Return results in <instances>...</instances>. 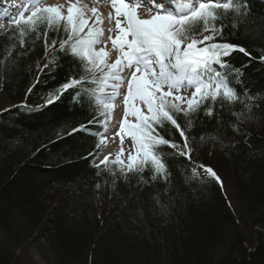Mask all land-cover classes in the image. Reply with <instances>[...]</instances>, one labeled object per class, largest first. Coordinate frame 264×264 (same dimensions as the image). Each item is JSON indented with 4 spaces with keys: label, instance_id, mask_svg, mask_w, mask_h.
<instances>
[{
    "label": "trees",
    "instance_id": "trees-1",
    "mask_svg": "<svg viewBox=\"0 0 264 264\" xmlns=\"http://www.w3.org/2000/svg\"><path fill=\"white\" fill-rule=\"evenodd\" d=\"M248 3L250 15L221 9L216 20L225 25L216 41L250 54L230 58L241 69L239 77L228 73L240 98L223 107L222 97L205 101L213 116H204L202 106L192 121L195 164L161 146L167 180H153L150 165L128 172L92 163L104 108L90 94L96 70L70 47L61 49L66 22L53 16L49 23L46 14L0 30V97L14 106L10 116L0 112V264H26L31 237L41 241L36 248L45 264H264V0ZM45 33L50 45L56 40L47 50ZM52 49L58 51L49 58ZM45 58L48 68L40 69ZM73 78L88 83L61 94ZM50 96L59 99L44 107ZM188 122L180 113L186 130ZM81 125L88 130L68 135ZM160 131L182 143L174 126ZM209 143L220 149L212 163L200 150ZM205 168L229 173L239 212L230 210L220 182Z\"/></svg>",
    "mask_w": 264,
    "mask_h": 264
},
{
    "label": "snow or ice",
    "instance_id": "snow-or-ice-1",
    "mask_svg": "<svg viewBox=\"0 0 264 264\" xmlns=\"http://www.w3.org/2000/svg\"><path fill=\"white\" fill-rule=\"evenodd\" d=\"M41 5L42 0H25L23 5H13L18 10L17 15L10 17L8 24L27 26L44 19L46 14H52L47 16L49 23L53 16L66 21L67 38L60 40L61 49L67 51L70 47L73 54L93 66L97 79L107 81L111 78L114 83L106 86L122 95L124 120L117 135L121 136V143L125 135L130 137L136 153L133 155L130 152L128 155V172H143L150 165L153 180L160 175L167 180L171 173L161 146L175 149L176 156L190 158V152L194 149L191 143L192 121L198 118L202 106L204 116H213V108L204 106L205 101L216 103L217 98L222 97L220 106L223 107V101L240 98V93L230 83L228 73L239 77L241 69L234 68L230 58L234 52L250 54L239 45L217 42V36L223 40L225 25L218 26L216 20L221 9H232L241 16L250 15L248 0H186L181 3L176 0H111L117 34L114 38L110 35L108 39L119 52L112 62H109L111 57L105 59L107 53L104 48L94 49L97 43H101L98 39L101 33H94L91 27L85 33L89 21L79 11L74 15V8L70 6L65 17L56 8ZM140 7L147 9L150 18L138 16L137 9ZM28 11L30 15L25 17ZM203 32L210 34L203 35L202 40L197 39ZM55 44V39L49 44L45 33V49ZM57 51L54 49L49 53V58ZM261 59L264 60V57ZM87 83V80L73 78L63 83L58 91L63 94L73 86L84 87ZM125 86L126 92L123 91ZM188 87L194 88L191 98L178 94L182 88ZM103 90L102 87L101 92ZM244 91L248 93L249 90L245 88ZM58 99V96L48 97L44 107ZM115 100L116 95H109L104 100V107L110 109V101ZM182 102H186V108ZM180 113L189 121L187 130L178 123ZM129 116L134 118V122L129 121ZM167 124L179 132L182 143L166 139L161 134L160 129H166ZM87 130L86 125H81L73 128L68 135ZM134 160L135 165L132 163ZM205 172L220 182L211 168H205Z\"/></svg>",
    "mask_w": 264,
    "mask_h": 264
},
{
    "label": "rangeland",
    "instance_id": "rangeland-1",
    "mask_svg": "<svg viewBox=\"0 0 264 264\" xmlns=\"http://www.w3.org/2000/svg\"><path fill=\"white\" fill-rule=\"evenodd\" d=\"M98 2L99 3H102V4L104 3L103 1H98ZM41 6L42 7H53V8H56L57 11L62 16H65L66 17L67 16V8L70 7V6L74 8V7L77 6V3L74 0H70V2H68L66 5H64L63 3H59V0H42V5ZM104 6H105V3H104ZM106 6L108 7L107 4H106ZM106 9L108 10V8H106ZM77 11H79V13L81 15H83L85 19H87L89 21V24L85 27V32L88 30V27H91L92 30H93V32H94L96 30V29H94L95 26H93V25H95V23H94L95 20L89 19V17L86 16V14L83 12V10L81 9V7H79L77 10L74 9V15L77 13ZM108 12L112 14V11L111 12L108 11ZM27 14H28V12H25V15H27ZM101 14L102 15H105L106 13L103 12ZM137 14L141 18H150V16L148 15L149 13L147 11H145V12L137 11ZM114 16H115V12H114ZM106 17H107V15H106ZM90 21H92V22H90ZM109 25H110V23H109ZM202 39H203V37L200 38L199 40H202ZM104 46L107 47L104 44L97 43L96 46H95V48H96V50H99V48H104ZM117 55H119V52L116 49V56ZM109 56H110V54H109ZM109 56H106L105 58L108 59ZM114 59L111 58V62L114 61ZM112 83H114V81L111 80L109 82V85H111ZM123 89H125V88H123ZM193 91H194V88H190V87H188V88H182L178 94L181 95V96H184L186 98H191V94H192ZM105 92L107 93L108 96L115 94L114 90L111 87H107L106 90H105ZM110 102H114V101H110ZM182 103H183V106L184 107L187 106L186 102H182ZM12 105H13L12 103L4 102V100L3 99L1 100V97H0V110L5 109V108H9ZM7 111H8V109H7ZM7 115L10 116V113H8ZM123 115H124V111H123ZM128 119H129L130 122H134V118L133 117L129 116ZM114 125H115V119H113L112 121L108 120L107 122H105V124H104L105 129H104L103 134H105L107 132L106 128H108L109 126L112 127ZM111 129L112 128H110L109 130H111ZM127 138H128V140L126 142H124L123 145H125L126 150L128 151V153L131 152L133 155H136L135 149L132 146V141H131L130 137L127 136ZM212 145H213L212 143H209V144H205L203 146H200V150L204 154L202 157H204V161H206V163H207V161H210L212 163L214 161V159L217 158V156H218L217 154L220 155V149H214V148L211 147ZM215 151H216V154L214 153ZM214 154H215V156H214ZM96 159L98 161L101 160L102 159V155H100ZM200 159H201V156H200ZM123 166H125V165H123ZM227 173H228L227 171L225 173L221 169L219 171V173H216V176L219 178V181H220V184L222 186V189H223L224 195L226 197V200H227L228 204H230V207H231L230 210H232L234 212H239L238 207H237L236 199H235L234 195L232 194L231 189H230V185L228 183V180L225 177V175ZM219 174L223 178V180L220 178V176H218ZM37 243L40 244L41 241L37 237H31L30 240L27 243L28 246L24 247V252H23L24 260H22V261H24L26 264H45L42 261V259H41V256L39 254L38 249L36 248V246L38 245ZM43 251H45V249H43ZM16 252H18V254H21L22 253V250L19 249Z\"/></svg>",
    "mask_w": 264,
    "mask_h": 264
},
{
    "label": "bare ground",
    "instance_id": "bare-ground-1",
    "mask_svg": "<svg viewBox=\"0 0 264 264\" xmlns=\"http://www.w3.org/2000/svg\"><path fill=\"white\" fill-rule=\"evenodd\" d=\"M74 1H76L77 3V6L74 7V9L77 10L79 7H81L82 10H85V14L87 17H91V19H96L95 22L99 21L97 22L98 32L104 34L106 28L109 26L111 19L106 17L107 14L105 15L101 14L102 9L98 8L97 5L98 0H74ZM68 2H70V0H59V3H63L64 5H66ZM93 9H95L96 11L93 12Z\"/></svg>",
    "mask_w": 264,
    "mask_h": 264
}]
</instances>
